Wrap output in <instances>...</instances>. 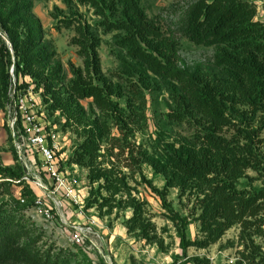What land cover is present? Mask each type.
I'll return each mask as SVG.
<instances>
[{"label": "trees", "instance_id": "16d2710c", "mask_svg": "<svg viewBox=\"0 0 264 264\" xmlns=\"http://www.w3.org/2000/svg\"><path fill=\"white\" fill-rule=\"evenodd\" d=\"M63 1L72 16L54 17L60 25L75 28L71 44L83 59V66L69 62L71 77L54 44L45 40L33 0H0V26L12 45L15 74L32 79L54 124L81 138L70 150L68 164L88 170L92 188L86 207L131 209L127 231L164 247L147 216V203L134 195L128 176L112 159L129 150L125 161L131 162L126 167L147 163L165 177L162 189L145 176L144 180L160 196L177 227L184 253L192 246L206 249L216 244L239 225L240 249L233 264H264V187L239 186L249 169H264V22L257 18V5L251 0H198L189 8L184 34L197 45L216 48L219 72H213L180 67L178 38L159 18L149 16L143 0ZM78 5L94 11L100 19L97 25L85 21ZM100 32L114 36L116 82L102 67ZM11 57L6 42L0 40V110L9 99ZM160 85L167 87L177 106L167 118L187 132L180 133L178 141L164 142L157 154L145 150L134 157L128 143L129 117L137 118L134 115L139 113L145 117L146 91L154 92ZM123 98L131 106L129 115ZM88 99L98 115H90L84 107L82 102ZM113 127L120 137L113 135ZM115 149L123 153H114ZM12 152L16 159L15 149ZM21 170L19 164L12 168L0 162L3 177L20 178ZM22 185L25 203L0 202V264H93L79 250L43 242L46 231L28 214L34 191L26 182ZM170 188H179L182 195L200 194V214L195 217L200 238H189L192 221L169 203ZM187 263L212 264L201 256L189 257Z\"/></svg>", "mask_w": 264, "mask_h": 264}, {"label": "rangeland", "instance_id": "374dc122", "mask_svg": "<svg viewBox=\"0 0 264 264\" xmlns=\"http://www.w3.org/2000/svg\"><path fill=\"white\" fill-rule=\"evenodd\" d=\"M197 1L143 0V6L149 16L159 18L163 22L164 27L171 30L178 38L180 56L183 61L179 63L180 67L190 71L201 69L202 71L219 72L215 62L216 48L197 45L184 34L186 13ZM251 1L257 5V18L264 22V0ZM33 2L34 13L41 20L44 28L45 40L54 44L58 52V58L63 62L67 74L71 77L69 62L83 66V59L78 55V47L71 44L76 31L74 27L67 28L60 25L59 19L54 17V15L60 18L71 17L72 14L69 8L63 0H33ZM77 11L91 25H97L100 20L89 6L78 5ZM100 36L102 43L99 53L103 70L111 80L116 82L118 79L114 73L119 70V64L113 33L104 34L100 32ZM0 40H4L11 50L12 62L9 65L10 70L11 66L15 67V57L13 56L12 45L8 36L1 26ZM16 80L22 88L32 87V92L36 95V99L40 101V97L42 98L41 91L36 88L29 76L21 73L16 75ZM11 85L12 77L8 91ZM158 87L154 92L152 90L150 92L146 91L147 107L145 117L141 113L134 115L137 118L129 117L128 143L134 157L139 155V151L145 150L151 154H157L160 152L164 142L178 141L177 138L180 137V133L187 132L184 126L167 118L168 113L176 109L177 106L170 97L167 87L162 85ZM121 102L126 107V114L129 115L132 110L131 106L128 105L126 98H123ZM82 103L89 110L90 115H98V110L91 104L92 99L85 100ZM4 111L5 108L0 110V162L4 167L15 168L18 164L21 165L22 174H20V178H6L0 175V202L13 199L20 200L23 192L22 182H26L24 180V167L17 158L15 159L12 152L14 147L12 148L13 142L10 131L5 124ZM38 112H44L45 117H48V112L44 107L38 108ZM57 126L61 130L60 125L57 124ZM112 132L116 137H120L119 130L116 127H113ZM64 133L68 138L66 143L72 150L81 141V138L72 130L64 131ZM262 136L264 137V131ZM69 153L68 155H70ZM114 153H123V151L115 149ZM128 153L129 150L126 151L125 155L121 154L120 159L117 156L112 159L118 163L119 169L128 176V181L134 189V195L147 203V216L156 226L157 234L163 240L164 247H160L157 243H149L138 236V234L127 231L126 220L132 214L131 209L122 206H115L112 210L110 207L101 209L97 204L85 207V215L82 218L76 217V214L72 216L70 221H78L80 223L95 220L94 231L88 235L85 247L75 246L68 237L66 225L60 219H55L52 222L45 220L39 214L38 207L33 202L28 207V214L38 226H41L46 231L43 242L47 245L56 244L57 247H69L76 251L79 250L87 255L93 264H191L187 263L188 258L194 256L208 257L212 264H233L237 260L238 249H240V226H233L219 242L206 249L192 246L184 253L180 245L177 227L169 218L168 211L164 208L160 196L144 180L145 176L156 187L162 189L166 185L165 177L156 173L152 166L147 163L136 162L132 166L126 167L125 163L131 162L129 159L125 161V157L130 155ZM16 171V175H19L20 172ZM87 173V169L80 167V180L83 181V185L90 195L92 185L87 179ZM239 186L241 188L264 187V169L262 172L249 169L247 176L240 179ZM6 191H9L10 194L5 195ZM199 197L200 194L196 192L182 195L179 188H170L168 195V201L172 207L180 214L189 216L190 221H192L187 230V234L192 240L201 237L200 225L195 218L200 214L197 206ZM258 241L261 240L258 239Z\"/></svg>", "mask_w": 264, "mask_h": 264}, {"label": "built area", "instance_id": "2783aa9c", "mask_svg": "<svg viewBox=\"0 0 264 264\" xmlns=\"http://www.w3.org/2000/svg\"><path fill=\"white\" fill-rule=\"evenodd\" d=\"M12 85L4 111L5 124L10 131L17 160L23 165L24 180L34 191V204L47 221H60L66 225L70 241L85 247L93 233L95 220L84 223L70 221L72 216L84 217L89 193L80 180V166L68 164L70 147L67 136L44 112L42 99H36L32 87L18 85L15 67L9 70ZM22 203L26 199L20 197Z\"/></svg>", "mask_w": 264, "mask_h": 264}]
</instances>
